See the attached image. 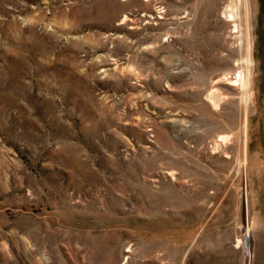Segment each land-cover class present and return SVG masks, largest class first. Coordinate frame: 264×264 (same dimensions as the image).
Wrapping results in <instances>:
<instances>
[{
    "label": "rangeland",
    "instance_id": "obj_1",
    "mask_svg": "<svg viewBox=\"0 0 264 264\" xmlns=\"http://www.w3.org/2000/svg\"><path fill=\"white\" fill-rule=\"evenodd\" d=\"M250 2L0 0V264H264Z\"/></svg>",
    "mask_w": 264,
    "mask_h": 264
},
{
    "label": "bare ground",
    "instance_id": "obj_2",
    "mask_svg": "<svg viewBox=\"0 0 264 264\" xmlns=\"http://www.w3.org/2000/svg\"><path fill=\"white\" fill-rule=\"evenodd\" d=\"M235 4L231 6V4L227 5L224 8V15L227 16L230 19H235V17L238 16L237 10H236ZM244 13H241L240 16L243 19V33L245 35L246 41H245V53L246 55L243 58V68L240 70L238 73V77H236V81L239 80L241 81L242 88L244 89V94H243V100L247 105L249 96H248V91H249V82H250V65L252 61V56H251V50H252V39H251V14H252V6L250 0H245V9ZM246 65V66H245ZM210 97L214 101H218L220 98V94L213 92ZM246 107V106H245ZM246 126V125H245ZM249 226V225H248ZM252 239H253V231L251 230L250 227L246 228L245 231V248L246 252L252 254Z\"/></svg>",
    "mask_w": 264,
    "mask_h": 264
}]
</instances>
